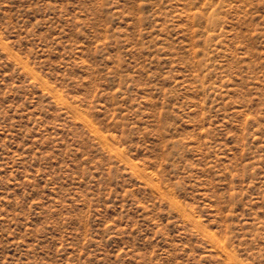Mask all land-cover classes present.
<instances>
[{
	"label": "rangeland",
	"instance_id": "1",
	"mask_svg": "<svg viewBox=\"0 0 264 264\" xmlns=\"http://www.w3.org/2000/svg\"><path fill=\"white\" fill-rule=\"evenodd\" d=\"M0 264H264V0H0Z\"/></svg>",
	"mask_w": 264,
	"mask_h": 264
}]
</instances>
